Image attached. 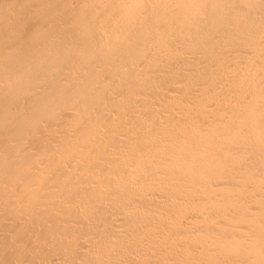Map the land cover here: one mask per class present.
<instances>
[{
    "label": "clouds",
    "instance_id": "9594fccd",
    "mask_svg": "<svg viewBox=\"0 0 264 264\" xmlns=\"http://www.w3.org/2000/svg\"><path fill=\"white\" fill-rule=\"evenodd\" d=\"M0 264H264V0H0Z\"/></svg>",
    "mask_w": 264,
    "mask_h": 264
}]
</instances>
